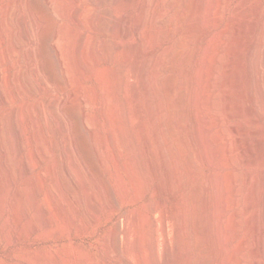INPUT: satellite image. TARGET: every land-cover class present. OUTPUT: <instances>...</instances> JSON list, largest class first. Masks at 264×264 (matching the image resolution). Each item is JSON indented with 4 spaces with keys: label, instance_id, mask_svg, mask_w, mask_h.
Instances as JSON below:
<instances>
[{
    "label": "bare ground",
    "instance_id": "bare-ground-1",
    "mask_svg": "<svg viewBox=\"0 0 264 264\" xmlns=\"http://www.w3.org/2000/svg\"><path fill=\"white\" fill-rule=\"evenodd\" d=\"M48 1H49L48 4L52 6V9L55 10V12L57 13L56 15H58L59 17L61 16L66 18V16L71 15V17L70 16L68 17L71 19L73 18V20L74 18L78 20V18L81 17V14H73L71 9L69 10V8L67 9V7H64L63 6L64 2L62 1H59V3L61 2V4H63L62 7L58 6V2L56 0H48ZM217 1L204 0L203 11L198 15L197 19L194 16L196 22L199 25L198 27H200L202 30L205 31V37H206V43L204 42L205 44L200 47L197 54L189 46L196 38L195 33L192 32V29H189L190 27L186 28L185 26V22L189 16L188 14L190 13V10L192 8L191 0H146L144 4L145 7L143 6L141 11V18L138 19V21L134 25H132L129 21L130 18L128 15L129 13H127L128 11L127 9L131 3L138 2L137 0H96L97 3L107 2L110 5L105 7V10L101 14L102 15L101 17L98 15V12L96 10H93L92 12H90L88 16H86L91 25L94 26L97 22L100 21L104 25L105 29H107V32H110L115 36L116 40L114 39L112 43L115 47V50L117 49L118 51L120 50L121 52L120 57L122 59V64L118 68L116 66H118L119 64L115 66L116 68L114 67L115 68L114 76L116 79V83L120 87L119 89H121V91L124 92L125 95L120 96L119 92H115V94L111 93L112 99L107 100V102L110 101V103L108 102V105L110 104V108L109 107L107 108L111 110L110 112L112 114L108 112L109 109L107 110V112L109 113V116L112 118V121H114L113 119L117 117L116 119H118V121L120 119L121 122L120 140L116 137L115 138L118 139L116 141L119 142L118 144L116 143L118 145V151L125 156V159L123 160L124 164L122 165L124 166L125 171H127L126 172L127 175L129 174L131 185H128V183L123 178V173L120 172L122 179L120 178L121 193L119 194H121L122 200L130 205V209L121 212L122 205L121 208L119 209H117L116 206V204L119 202L116 201L117 203L115 202L116 203L115 204L113 201L114 199L113 200L112 198L110 199L109 196H107L109 199H107L106 197L105 198L107 200V208L111 212L112 216H115L116 214L120 213L118 215L119 217L118 220L120 221V224L118 223L117 226L120 225L119 232L121 233V235H123L122 238L125 239L127 245L126 251L128 253L131 252L136 258L134 259L137 262V263L134 262L135 264H176L175 257L177 255L180 257L181 264H235V260H237L238 264H264V86L262 84V78H264V76H262L264 68L263 70L261 69V63L263 62L262 59L264 58V19L261 20V22L258 24V28L256 29L254 28V23H255V18H253L254 16L248 17V14L251 10L255 12L261 0H243V2L238 6V8H235L237 9L235 10V13L231 14L228 17L229 20L234 25L235 32L244 35L243 38L239 37L240 39H237L235 41L230 40L231 33L227 29L218 30L217 32H214L218 29L219 22H221L219 20L218 11H217L218 6L220 4H218ZM21 4H22V8H20ZM21 4H19L20 12L18 14L19 15L18 18L19 20L25 22L27 29L25 30L27 31L26 33L28 39L27 43L32 42V36H33L32 34L37 24L42 27V30L46 32V34L47 33L50 34L51 31L47 32L48 31V28H46L47 25L45 24L46 27L43 26L44 17H42V15L39 14L38 12H36V10L34 11L33 9H31L32 7L30 6L25 7L24 3ZM73 4L75 5V7H77L75 0H73ZM114 8H117L116 13L114 11ZM26 11L28 12L27 14H29L30 17L33 18L32 24H29L28 23L29 20L28 21L26 20V15H25ZM80 13L83 12L80 11ZM55 16L52 17L56 18ZM27 19H29V17ZM61 21L63 22L65 20H61ZM5 24L6 23H4L3 20H0V32L5 27ZM54 29L55 30L51 32L52 33L51 35L54 37V40L57 42V44L62 45V50H64L65 53H67L68 60H70L71 58L69 57V55L71 56L70 53L73 51L71 48L74 46L72 44L73 36H71L72 32H70L69 30L70 28L66 27L64 30L57 28ZM254 29L256 30L254 31ZM2 33L3 32H1V34ZM73 34H75V32ZM249 34H253L254 36L249 39L247 36ZM0 39H3L2 36ZM110 40H108V38L107 39L104 38L103 43L102 44L100 43L101 45H103L102 46L103 50H101L102 53L103 52L107 53V51L110 50L109 48L113 46L110 45ZM12 43L13 42H11V45L8 44L6 49L3 48L2 50L4 51H1V53L3 52V56L6 59L7 57L10 56L9 54L15 51L14 49H17V47L15 48V45ZM33 45L35 46L36 44ZM89 45H93L91 48L92 49L91 55L96 57L100 51L98 49V44L96 43V41L92 42L91 44L90 41ZM233 45L235 46V49ZM141 48H143L144 51L147 52L149 60H144V61L141 60L143 61L141 62L143 64L142 68L134 70L132 75L133 78H131L132 80L130 81L132 86H127L125 83L128 82L129 78H127L128 76L127 77L125 76L123 68L124 66H126L128 62L132 61L131 56L138 57ZM247 50H249V53L247 54V56H245V52ZM118 51L115 52L118 53ZM174 53L178 54L177 61L179 62V69L178 68L177 69L181 76L179 78L177 76H174V74L170 72L171 68L174 66L172 63H170V58L172 55L174 57ZM236 54H239L243 57V59L242 58L240 59L239 57V59L241 60L239 62L241 63L237 61L240 64L241 67L240 69H238L237 67L239 65L237 64L234 65V60L232 59L233 57L234 59L237 58L235 57ZM107 55H111V54L107 53ZM224 56H227V58H229L231 61H228L229 64H226V66H224L225 64L223 65V63H222L223 66L221 65L220 66L224 68L232 67L238 69L236 70L238 86H234V85L214 86L215 83L217 82L219 83L220 81L219 78L220 76L218 75L219 73L218 71L220 67L218 63L221 59L224 58ZM4 58L2 59L5 60ZM97 58H99V56ZM153 60H155V62L152 65L153 67L150 68L149 70L150 73L148 74V67L150 64H152L151 62ZM174 60H172L171 62H173ZM190 60L191 62L194 60L197 65L195 72L192 74L191 88H189V86H186L185 84L186 81L184 82L183 79L184 78L183 76L187 74V70H188L187 64L190 63L189 62ZM74 67L76 68V66ZM69 70L71 69L69 68ZM141 80L145 81L146 83L143 92L145 93L146 96L145 105L148 110L150 120L153 124V138H154L153 142H151V140L148 139V137H146L145 124L142 121L144 116L143 115L144 108L141 105L140 100L138 99L139 91H140L139 82ZM141 83L143 85V82ZM250 86H252L251 87L252 89L249 88ZM103 87L105 88V86ZM113 87L114 86L111 85L112 89H114ZM74 90L77 89L75 88ZM188 90L190 92H188ZM106 93L110 94V92H106ZM187 93L190 96H188ZM76 94H77L76 91L72 92L71 100L66 98L65 96L64 97L62 96L63 98H60L61 97L60 94L59 97L57 98L56 104L53 102L55 106L66 105L65 108H67L66 111H68L67 112L68 115H66L67 116L66 119L63 118V120H61L59 118L58 116L59 114L57 113L54 105H51L50 113H51V118H53V120L60 125L58 129H61L62 133L64 134V137L63 135H61L62 139H64V147H63L64 151H62L63 149L61 151L64 152V154L67 157L68 167H66L65 169L67 170L68 168L71 171V173H73V176H75L79 180L80 183H78V185L82 184L84 186L83 188L85 189V193H86L84 194L87 196L84 197L87 200L85 202L88 207L87 209L92 215L100 219V214L98 213L96 208L97 207L96 197H98L96 196L95 193L96 189H94L92 184L88 182L89 180L86 181V178L84 176V171L82 166L83 163L81 161L82 159H80L79 157L80 153L82 152L80 151L78 144L72 141L70 139V136H68V134H66L65 132V128L70 123L69 121L72 120L70 116H72L71 112L73 113L72 109H74L72 108L73 107L72 104L69 102L70 101L72 102V97H74ZM186 95L190 97L189 98L190 100L186 97ZM234 95L238 97V100L234 99L237 100L236 103L232 100L235 105L232 104L233 102L227 101L230 98H234ZM219 96H222L223 99L227 101L226 103H223L225 104L224 109H220L221 104L219 102L220 101ZM74 98L76 99V97ZM74 98L73 100H75ZM223 99L221 98V101ZM34 102L33 104H35ZM28 103L27 105H29ZM108 113L106 114L102 113V114L107 115ZM87 115L84 114V116ZM88 116L86 118L87 120L90 121L91 118H89ZM109 116L108 117L106 116L107 120L108 118H110ZM234 117H238L239 121H232ZM22 118L19 117L18 115V117L16 118L18 120L17 122L18 124L16 123L18 127L13 126L14 128H16V130L14 128H12L11 130L14 129L13 131L14 132L16 131L17 133L19 132V134L20 131L22 132L21 129L23 128ZM225 120L226 122H228V125H226L227 129L223 127ZM249 120L254 121L256 124V126L252 129L249 128L248 126ZM88 122L86 123L88 124ZM137 123L142 124L141 125L142 132L140 131L142 134H140V132L137 133V129H136ZM36 125L39 126L38 127L39 131H35V132H37V135L39 137H43V141H44L46 133L44 131V127H42L41 125V121L39 120ZM49 129L51 128L49 127ZM16 135L17 134H15V136ZM254 135H257L256 139L252 138ZM142 139H145L146 141V144L143 146L141 145ZM31 140H33V137ZM10 142H11L10 132L8 130L7 123L5 124L3 119H0V155L3 153L7 154L6 151H8L11 147ZM45 142H42V146H40V144L38 145L39 150L41 148L44 149L47 146L45 145L46 144ZM102 144H103V140L100 139V146ZM17 149L18 151L21 150V149L19 150V148ZM35 151L36 150H34V153ZM10 153L8 152V154ZM115 154L117 155V153ZM10 157L11 156H8V158ZM2 163H3L2 167L8 165L7 163L9 162L7 160V156H4L2 158ZM28 163L31 162L28 161ZM108 163H103V165L104 164L106 165ZM147 164L148 166L151 167L152 171L154 172L152 173L156 176L155 178L158 181L155 191H153L155 192L154 195L157 197L158 200H156V202L148 201L145 204H142L141 206H137L138 201L144 198L148 189V187H146V185L144 184V175H145L144 172H145V166ZM53 165H55V163ZM8 166L7 168L10 167ZM25 166H27V164H25ZM202 166L209 169L208 171H206V173L207 172L208 173L204 177H200L199 174L202 169ZM54 168L55 166L53 167V169L51 168V170H49V172H51L53 175H55ZM27 171L28 169L26 170V172ZM97 175L98 173L95 176L97 177ZM65 176L67 177V175ZM99 177L100 178L98 180L100 184L103 185L104 181H102L103 179H101L102 178L101 176ZM47 183H49V181ZM53 183H55L54 184L55 186L53 185L54 189L57 190V193L59 192L61 194L60 197L61 196L63 197V199L62 197L60 199H62V201L64 202L66 201L65 203H67L68 200H65V198L67 197H64L65 194H67V191L66 193L64 192L66 189L64 190V186L60 184L61 181L59 183L57 182V180H55L53 181ZM39 189L40 188H38V190ZM22 191H20L19 189V191L16 194L17 196L15 195L17 197V202H19L20 198L22 197ZM49 192H52V190L47 191L46 193ZM31 193H33V191ZM53 195L49 193L48 196L49 200H52ZM43 197L46 198V196ZM69 197L70 199H72L71 196ZM57 198L59 199V197ZM59 202L60 204L62 203L63 205V202L61 201ZM65 206L63 207L61 206L59 208H64V210H68L69 205H67L66 207ZM37 209L39 208L37 207ZM4 210H1V214L2 211ZM69 211L70 210H68L67 214L69 213ZM23 212L25 213V211ZM54 213H56V210ZM72 217L73 220L75 216ZM19 218L18 217L14 218L16 219L14 221H18L17 219ZM38 221L39 219H37L36 222ZM63 225L64 224H62V226ZM118 228L117 229L114 228V230L112 229L113 232L109 233V235L110 234L111 235L107 238L105 237L106 238L104 240L105 247L111 246V243L116 237V233L118 232ZM3 231H5V229ZM26 234L28 233L26 232ZM9 240L12 241V239ZM68 248L70 247L68 246ZM113 248L115 247L113 246ZM71 249H73V247ZM121 249L123 250V248ZM131 262L133 263V261Z\"/></svg>",
    "mask_w": 264,
    "mask_h": 264
},
{
    "label": "rangeland",
    "instance_id": "rangeland-1",
    "mask_svg": "<svg viewBox=\"0 0 264 264\" xmlns=\"http://www.w3.org/2000/svg\"><path fill=\"white\" fill-rule=\"evenodd\" d=\"M56 1L58 2L59 7H62V5L64 4L63 6L67 7V9L69 8V10L71 9L73 14H81V17H79L78 20H76L75 18L73 20V18L71 19L68 17V16L71 17V15L66 16V18L61 17V16L59 17L58 15H56L57 13L55 12V10L52 9V6L50 4H48L49 3L48 0H47V2H46V0H0V18H1L0 20H3V22L6 23L3 30H1V32L4 33V34L2 33L4 35V37L0 32V38H1V36L3 38V39H0V42H1V44H0V119H3L5 124L7 123V127H8V130L10 132V141H11L10 146L12 147V148L10 147V149H11V150L9 149L10 151L9 150L6 151L7 154H8V152L9 153L11 152L10 154L7 155V154L3 153L0 155V165H1L0 166V169H1L0 185L2 184L0 186V200H1L0 201V205H1L0 206V216H1L0 217V264H2V263L3 264H40V262H41V264H135V263H137L136 260H134L136 258L131 252L128 253L126 251L127 245H126L125 239L122 238L123 235H121V233L119 232L120 225L117 226L118 223L120 224V221L118 220L119 219L118 215L120 213L116 214L115 216H112L111 212L107 208V200H106V198L107 199L112 198V200L114 199L113 200L114 203L116 201L119 202V203L116 202L117 204L116 203L115 204L117 206V209L121 208V205H122L121 212H124V211H127L130 209V205L128 203L124 202L121 198V194H119V193H121L120 189H121V179H122L120 172L123 173V178L128 183V185H131L129 174L127 175V173H126L127 171H125L124 166L122 165V164H124L123 160L125 159V156L118 151V145L117 144L119 142L116 141L118 139L120 140V126H121L120 123L121 122H120V119H119V121H118V119H116L117 117H115L116 120L113 119L116 122L112 121V118L109 116V113L112 114L110 112L111 110L109 109L110 104L108 105V102L110 103V101L107 102V100L112 99L111 93L115 94V92H119L120 96L125 95V93L122 92L121 89H119L120 87L116 83V79L114 76V69L116 67L118 68L122 64V59L120 57L121 52H120V50L119 51L117 49L115 50V47L112 43L114 41V39L116 40L115 36L112 33L107 32V29H105L104 25L100 21L97 22L93 26L90 24V22L88 21V18L86 17L93 10H96L98 12V15L101 17L102 16L101 14L105 10V7L109 6L110 4L107 2L106 3L105 2L97 3L96 0H95V2H94V0H78V1L75 0L76 5H77V7H75V5L73 4V0H71V1L70 0H56ZM59 1H62L64 3L61 4V2L59 3ZM137 1L138 2L131 3L127 9L128 10L127 13H129L128 15L130 18L129 21L132 25H134L138 21V19L141 18V11H142V8L146 2V0H137ZM203 1L204 0H191L192 8H191L190 13L188 14L189 16L185 22L186 28L190 27L189 29H192V32L195 33L196 38L189 46L191 47V49L196 54L198 53L200 47L206 43L205 31L202 30L200 27H198L199 25L196 22L198 15L203 11V5H204ZM217 2H218V4H220L218 6L217 11H218L219 20L221 22H219L218 29L214 32H217L218 30L227 29L231 33V38H230L231 41H235L237 39H240L241 37L243 38L244 37L243 34H239V33L235 32L234 25L232 24V22L228 18L231 14L235 13V10H237L235 8H238V6L243 2V0H222V1L219 0ZM21 3H24L25 7H27V6L32 7L31 9H33L34 11L36 10V12H38L39 14L42 15V17H44L43 18L44 19L43 20V26L46 27V25H47V27H46V28H48L47 32H49V31L53 32L55 30L54 28L62 29V30H64L66 27L70 28L69 30H70V32H72L71 36H73L72 37V44L74 45L71 48L73 50L72 51L73 53L71 52L70 53L71 56L69 55V57L71 58L70 59L71 61L68 60L67 53H65V51L62 50V45L57 44V42L54 40V37L51 35L52 33L50 32V34L49 33L46 34V32H44L42 30V27L38 24L37 25L40 27H38L37 25L35 26V30L32 34L33 35L32 36V42L27 43L28 39H27V33H26L27 29H26L25 22L19 20V18H18L20 8H22ZM193 3H194V5H193ZM19 4H21L20 5L21 7L19 6ZM59 4H61V5H59ZM70 6H72V7H70ZM103 7H104V9H103ZM223 8H224V10H223ZM258 8L255 10V12H253L252 10L250 12L248 11L249 12L248 17L254 16L253 18H255L254 28H256V29L258 28V24L261 22V20L264 19V14H263L264 13V0L260 1ZM116 10H117V8H114L115 13H116ZM80 11L83 13L85 11V13L86 12L87 13L85 15V13L84 14L80 13ZM40 12H42L43 14ZM27 13L28 12L26 11V13H25L26 20L27 21L29 20L28 23L32 24L33 18L30 17V15ZM253 14H255V15H253ZM52 16L53 17L55 16L56 18H53ZM194 16L196 17V19ZM28 17H29V19H27ZM51 18L53 21L51 20ZM61 20H65V21L62 22ZM193 21H194V23H193ZM189 22H190V24H189ZM99 25H101V26H99ZM58 26H61V27H58ZM62 27H64V28H62ZM14 28L16 29L17 32L15 31ZM256 29H254V31ZM7 30H9V31H7ZM74 32H75V34H73ZM14 33H15V35H14ZM16 33L19 34L20 36L17 35ZM43 33H44V35H43ZM48 34H49V36H48ZM247 36L250 39L254 35L249 34ZM18 37H20L21 39ZM35 37H37V38H35ZM103 37L106 39L108 38V40L111 39L110 45L111 46L113 45V46L110 47L109 48L110 50L107 51V53L108 54L110 53L111 55H107V53H104V52H103L104 53L103 54L101 52V50H103L102 49L103 45H101L103 43V40H104ZM4 39H5V41H4ZM10 39H12V40H10ZM90 41H91V44H92V42H95V41L98 44V49L100 51L96 57L91 55V52H92L91 48L93 45H89ZM11 42H13L12 44H14L15 48L17 47V49H14L15 51H13L11 53L13 56L11 54H9L10 56L7 57V59H6V58H4L3 52L1 53V51H4L2 49L3 48L6 49L8 44L11 45ZM55 42H56V45H55ZM33 44H36L35 45L36 47ZM234 45H233V47L235 49ZM54 47H57V48H54ZM31 49H32V52H31ZM115 51L116 52L118 51V53H116ZM176 53H178V52H176ZM176 53H174V57L172 55L170 58V63H172L174 65L173 66L171 64L173 66L172 67L173 69L171 68L170 72L172 74H174V76H177L179 78L181 76L178 72L179 62L177 61L178 60V57H177L178 54H176ZM248 53H249V50H247L245 52V56H247ZM104 55H107V56H104ZM98 56H99V58H97ZM147 57H148L147 52L144 51L143 48H141V50L138 54V57L137 56L136 57L131 56L132 61L128 62L130 65L127 63L126 66H124V68H123L124 74L126 77L128 76L127 78H129L128 82L125 83L127 86H132L130 81L132 80L131 78H133L132 75H133L134 70L141 69L143 66V64L141 62H143L144 60H149V57L148 58ZM235 57H237V58H235V59H234V57L232 58L234 60V65L235 64L239 65L237 67H238V69H240L241 67H240L239 63H241V62H239V61H241L240 59L241 58L243 59V57L239 54H236ZM239 57H240V59H239ZM2 58H4L5 60H3ZM133 58H134V60H133ZM172 58H174L176 60H174ZM223 59H221L219 61L220 64L218 63V65L220 67V69L218 71L219 72L218 75L220 76L219 77L220 81H219V83L218 82L215 83L214 86H233V85L238 86L237 85V75H236L237 74L236 70H238V69L232 68V67H226V68L221 67L224 64H225L224 66H226V64H229L228 61H231L229 58H227V56H224ZM227 59H229V60H227ZM263 59H262L263 62L261 63V69L262 70L264 68V60ZM141 60H143V61H141ZM172 60H174V61L171 62ZM191 60L189 61L190 63L187 64L188 70H187V74L185 75L186 77L185 76H183L184 78L182 77L184 79V82L186 81V83H185L186 86H189V88L192 87L191 86L192 85V82H191L192 74L195 72V70L197 68L195 61L193 60L191 62ZM154 62H155V60H153L151 62L152 64L149 65L148 74L150 73L149 70H150V68L153 67L152 65ZM137 63H138V65H137ZM222 63H223V65H222ZM70 65H71V67H70ZM116 65H118V66H116ZM74 66H76V68ZM31 68H33V69H31ZM66 68H68V69H66ZM69 68L72 71L69 70ZM20 71H21V73H20ZM225 75H226L227 79H226ZM262 76H264V71H263ZM38 80H40V81H38ZM111 80H113V81H111ZM142 80L139 82L140 91H139L138 99L140 100V103L144 108V114H143L144 116H143L142 121L145 124V130H146L145 135H146V137H148V139L151 140V142H153L154 141L153 124L150 120V116L148 114V110H147L146 105H145L146 96H145V93L143 92L144 86H146V83H145V81H142ZM141 82H143V85ZM189 82H190V84H189ZM262 84L264 86V78H262ZM111 85L114 86L113 87L114 89L111 88ZM126 85H124V86H126ZM103 86H105V88ZM62 87H63V89H62ZM251 87L252 86H250L249 88L252 89ZM75 88L77 90H74ZM73 90L76 91V93H77L76 95L78 97L75 95L74 97H76V99L74 97H72V102L71 101L69 102L72 104V106H73L72 108H74V109H72L73 113L71 112L72 116H70V118L72 120L69 121L70 123L65 128V132H66V134H68V136H70V139L72 141H74L78 144L80 151L82 152V153H80L79 157H80V159H82L81 161L83 163L82 166H83L84 176L86 178V181L89 180L88 182H90L92 184V186L94 187V189H96L95 193H96V196H98V197H96V202H97L96 208H97L98 213L100 214V219H98L94 215H92L89 212V210L87 209L88 207H87V204L85 203L87 200H86V198H84L86 196L85 195L86 194L85 189L83 188L84 186L82 184L78 185V183H80L79 180L75 176H73V173H71V171L68 168H67L68 171L65 169L66 167H68V165H67V157L64 154V152H62V151H64V148H63L64 147V139H62L61 135H63V137H64V134L62 133L61 129H58V127H60V125L56 121H54L53 118H51V113H50L51 105L55 106L57 98L59 97L60 94H61L60 98H63L65 96L66 98L71 100V94H72V92H74ZM106 92H110V94L106 93ZM188 92H190V91L188 90ZM108 94H109V97L111 96L110 98L108 97ZM82 95H83V97H82ZM187 95L190 96L188 93H187ZM187 95H186V97L189 99L190 97H188ZM84 97H85V99H84ZM219 97H218L220 99L219 102L221 104L220 109H224L225 104H223V103H226L227 101L228 102L234 101L236 103L238 100V97L235 95H234V98H230L231 100L228 99L227 101L225 99H223L222 96H219ZM49 98H51V99H49ZM73 98L75 100H73ZM221 98L225 102L223 100H222L223 101L222 102ZM234 99H237V100H234ZM78 100H79V102H78ZM87 100H88V102H87ZM89 101H91V102H89ZM26 102L27 103L29 102L28 103L29 105H27ZM33 102L35 104H33ZM84 102H86V103H84ZM234 102L232 103L233 105H235ZM23 103L24 104L26 103V104L24 105ZM22 104L24 107L22 106ZM30 104H32V105H30ZM77 105H78V107H77ZM40 107H41V109H40ZM65 107H66V105L55 106V109H56L57 113L59 114L58 116L61 120H63V118L66 119L67 118L66 115H68L67 114L68 111H66L67 108H65ZM107 107H109V108H107ZM16 108H18V109H16ZM22 109H23V111H22ZM32 109H34L35 111ZM108 109H109V111H108L109 113L107 112ZM84 111L87 114L89 113L88 114L89 116ZM83 113L85 115H87L89 118H91L90 119L91 122L89 120H87V118H86L87 116H84ZM90 113H91V115H90ZM102 113H105V114L108 113V114L105 115ZM31 114H32V116H31ZM18 115L21 118L23 117L22 118L23 128H21L22 132L20 131V134H19V132L17 133L16 131L15 132L13 131L14 129L16 130V128H14L15 126L18 127L17 126L18 120L16 119L18 117ZM64 116H66V117H64ZM106 116L107 117L109 116L111 119L108 118V120H107ZM92 119L94 120V122ZM109 119H110V121H109ZM39 120L41 121L42 127H44V131L46 133L45 139L47 141L45 139L43 141V137H39L37 135V132H35V131H39L38 130L39 126L36 125ZM43 121H44V123H43ZM107 121H108V124H107ZM232 121H239V118L234 117L232 119ZM86 122H88V124ZM225 122H226V120H225ZM225 122L223 124V127L226 128L227 127L226 125H228V122H226V123ZM9 123H10V125H9ZM93 123H95V124H93ZM91 124H93V125H91ZM141 125H142L141 123L136 124L137 133H139L140 131L142 132V126ZM248 126H249V128L252 129L256 126V124L254 121L249 120ZM49 127L52 130L49 129ZM12 128H14V129L11 130ZM35 128H37V129H35ZM114 128L117 129L118 131L115 130ZM93 131L95 134L93 133ZM141 132H140V134H142ZM14 133L17 135L15 136ZM33 133H35V134H33ZM95 135H96V137H95ZM32 137H33V140H31ZM115 137L118 139H116ZM53 138H55V139H53ZM252 138L256 139L257 135H254ZM50 139H52L53 141ZM100 139L103 140V144L101 145L102 148L100 146ZM141 141H142L141 142L142 146L146 144L145 139H142ZM42 142H45L46 144L45 143H43V144L47 145L46 147H48V148L45 147L43 149L40 147L41 149L39 150L38 145L40 144V146H42ZM97 142H98V144H97ZM35 144H37V145H35ZM95 144H97V145H95ZM17 148H19V150L20 149L21 150L18 151ZM34 150H36L35 153H34ZM28 151H30V152H28ZM52 151H53V153H52ZM18 152H19V154H18ZM115 153H117L118 156ZM62 155H65V156H62ZM114 155H116V156H114ZM4 156H7V160L9 162L7 164L10 167L8 165L7 166L9 168H7V166L2 167V165H3L2 158ZM8 156H11L10 157L11 159L8 158ZM35 157L36 158L39 157V158L36 159ZM26 159L28 161H30L31 163H28V161ZM35 160H36V162H35ZM11 161H13V162H11ZM32 161L34 164L32 163ZM49 162H51V163H49ZM54 163H55V165H53ZM103 163H108V164L103 165ZM25 164H27V166H25ZM29 165H30V167H29ZM54 166H55V168H54L55 169L54 170L55 175H53L51 172H49V170H51V168L53 169ZM107 167H109V168H107ZM43 168H45V169H43ZM27 169H28V171L26 172ZM6 170H7V172H6ZM208 170H209L208 168L202 166V169L199 173L200 177L206 176L208 173V172L206 173V171H208ZM95 171H96V173H95ZM10 172L13 175L15 173V175L13 176ZM152 172L153 171H152L151 167L148 166V164H147L145 166V172H144V174H145L144 175V184L146 185V187H148V189H147V193L144 196V198H142L141 200L138 201L137 206H141L142 204H145L148 201L156 202V200H158L157 197L154 195L155 192H153V191H155V188L157 186L158 181L155 178L156 176L153 174L154 172L153 173ZM37 173L41 174V175H38ZM97 173H98V175L96 177L95 175ZM65 175H67V177ZM2 176H4V177H2ZM99 176H101L102 177L101 179H103L102 181H104V184H105V185L103 184L104 187H103V185L100 184V182L98 180L100 178ZM13 177H15V178H13ZM42 178H44V179H42ZM54 179L57 180V182H59V183L61 181L60 184L62 186H64V190L66 189L64 191L65 193H66V191H67V194L70 192L68 195L65 194V196H64V197H67V198H65V200H68L67 203H65L66 201L65 202L62 201V199H63L62 196H61L62 199H60L61 194L59 192L57 193V190L54 189V186H55L54 185L55 183H53V181H55ZM7 180H9V181H7ZM3 181H5V182H3ZM48 181H49V183H47ZM68 182H69V185H68ZM74 182H76V183H74ZM80 187H82V188H80ZM38 188H40V189L38 190ZM19 189H20V191H22V190L23 191H22V197L20 198V201L17 202V197H16L17 195L16 194L19 191ZM51 190L54 193V195L52 192H49L53 195L52 200H49V197H48L49 193H46V192L51 191ZM32 191H33V193H31ZM38 193H39V195H38ZM106 193H107V195H106ZM43 196H46V198ZM69 196H71L72 199H70ZM107 196H109V198ZM57 197H59V199ZM3 199H4V201H3ZM55 199H56V201H55ZM48 200L50 201V203ZM59 201L63 202V205H62V203L60 204ZM43 203H44V206H43ZM45 204H47V205H45ZM65 204H66V206L69 205L68 210H70L72 213L69 211V213L67 214L68 210H64V208H59L61 206L62 207L65 206ZM202 204H203V202H202ZM80 205H82V206H80ZM40 206H41V208H40ZM2 207H3V209H2ZM37 207L39 209H37ZM45 207L46 208L49 207V208L46 209ZM1 210H4V211H2V214H1ZM55 210H56V213H54ZM87 210H88V212H87ZM23 211H25V213ZM62 211H64V212H62ZM36 212L38 213V215ZM59 212H60V214H59ZM40 213H41V216H40ZM88 213H90V214H88ZM16 214H19V215H16ZM69 214H70V216H69ZM14 215H15V217H14ZM72 216H75L73 220H72V218H73ZM93 216H94V218H93ZM17 217L18 218L20 217L19 219H17L18 221H14V220H16L14 218H17ZM37 219H39L38 222H36ZM62 224H64V225L62 226ZM3 228L5 229V231H3L4 230ZM76 228H78V229H76ZM114 228L115 229L118 228V232L116 233V237L114 238V240L111 243L112 247L111 246L105 247L104 240L111 235V234L109 235V233L113 232ZM27 229H28V231H27ZM81 229H83V230H81ZM25 231L28 234H26ZM9 239H12V241H10ZM113 243H114V245H113ZM68 246L70 248H68ZM113 246L116 249L113 248ZM72 247H73V249H71ZM121 248H123L124 251ZM113 251H115V252H113ZM110 252H112V253H110ZM73 253H74V255H73ZM175 258H176V264H181L180 257L177 255ZM1 259H2V261H1ZM35 261H37V262H35ZM131 261H133V263ZM235 264H238L237 260H235Z\"/></svg>",
    "mask_w": 264,
    "mask_h": 264
}]
</instances>
